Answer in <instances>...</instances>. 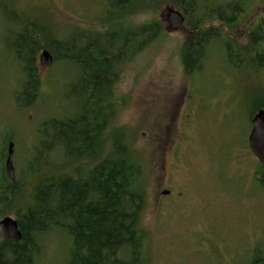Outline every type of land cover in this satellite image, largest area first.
<instances>
[{
  "label": "rangeland",
  "instance_id": "374dc122",
  "mask_svg": "<svg viewBox=\"0 0 264 264\" xmlns=\"http://www.w3.org/2000/svg\"><path fill=\"white\" fill-rule=\"evenodd\" d=\"M198 1L208 8L232 5L240 10L231 22L215 15L199 25L200 30L216 28L218 40L208 45L202 68L188 74L183 52L199 30L178 0H130L121 11L111 12L109 0H0V175L8 138L6 144H15L21 189L4 208L6 215L16 218L39 180L62 172L84 174L93 165L85 159L76 163L75 155L69 162L60 148L38 156L44 123L79 110L78 99L65 94L78 83L81 69L62 54L73 52L71 41L86 44L89 37L96 52L100 47L120 52L97 64L107 66L110 59L114 83L99 150L110 151L114 135L124 134L139 167L145 198L138 264H248L264 253V186L256 177L262 166L250 159L245 142L250 111L264 99V65L249 38V31L264 23V0ZM170 8L185 16L180 29L170 28ZM14 13L46 30L39 39L69 41L64 52L53 53L48 68L40 65L42 49L36 52L39 96L21 107L15 94L24 79L22 64L4 39L15 28ZM144 28H151L147 42L138 44ZM126 38L127 49L121 46ZM227 45L233 48L231 55ZM81 50L75 48L78 54ZM165 189L171 194L161 195ZM70 246L63 229L45 232L36 264H67Z\"/></svg>",
  "mask_w": 264,
  "mask_h": 264
},
{
  "label": "trees",
  "instance_id": "16d2710c",
  "mask_svg": "<svg viewBox=\"0 0 264 264\" xmlns=\"http://www.w3.org/2000/svg\"><path fill=\"white\" fill-rule=\"evenodd\" d=\"M178 1L185 10L191 11L195 29L205 18L215 15L231 22L240 10L232 5L208 8L198 0ZM128 3L130 0H109V11H121ZM4 12L7 15L6 10ZM13 16L10 18L14 19L12 22L15 28L9 29L4 39L22 64L24 79L21 89L15 94V100L21 107L31 105L39 96L41 80L34 63L36 52L40 49H48L52 54L57 50L61 52L69 41L49 37L45 41L39 39L47 32L39 29L37 21L15 13ZM150 30L142 29L140 42L137 32L129 35L136 36L134 39H137L138 44H144ZM198 30L192 34L183 52L188 74L202 68L208 45L218 40L216 28ZM249 38L259 65H264V23L249 31ZM85 39L86 44L71 41L73 52L69 55L63 51L62 54L70 56L68 58L81 69L78 83L70 85L65 94L70 100L78 99L79 110L66 119L55 118L44 123V138L38 148V156H47L51 150L60 148L69 162L74 161L75 155L76 163L81 164V160L85 159L93 165L84 174L62 172L39 180L34 185L29 199L20 204V211L16 214L23 234L22 240L0 241L2 264H36V257L42 248V235L54 228L63 229L71 239L67 264H138L143 255L144 239L139 228V218L144 205L145 189L139 181L137 162L131 158L125 136L121 133L114 135L110 151L102 153L99 150L100 137L107 122L106 108L112 103L114 83L113 75L109 74L110 59L107 66L97 64L107 55L120 52L113 49L104 51L101 47L96 52L92 50L95 40L91 41L89 37ZM42 42L45 44L42 45ZM121 44L127 49L128 39ZM138 44L134 47L138 48ZM227 47L231 55L230 50L233 48L230 45ZM75 48L82 49L80 54L75 52ZM237 56L241 60L239 52ZM260 107H264V99L258 102ZM7 139L2 151L3 158L7 156ZM48 162L50 160L46 164ZM17 183V180L11 182L8 179L2 164L0 219L6 216L4 208L13 204L11 200L21 190H18ZM261 185L264 186V176ZM248 264H264V253L257 254Z\"/></svg>",
  "mask_w": 264,
  "mask_h": 264
},
{
  "label": "water",
  "instance_id": "95a60500",
  "mask_svg": "<svg viewBox=\"0 0 264 264\" xmlns=\"http://www.w3.org/2000/svg\"><path fill=\"white\" fill-rule=\"evenodd\" d=\"M168 20L170 22V28L172 30H177L184 25L185 16L181 11L170 8L168 11ZM39 59L40 65L44 68H48L52 65L54 56L48 49H43ZM250 140L252 151L264 166V108L260 109L255 116L254 129ZM14 149V143L11 142L8 147V156L5 164L7 175L13 182L16 181V172L12 158ZM22 238L23 234L16 218L5 216L0 219V241L3 239H10L14 242H20ZM0 264H2L1 255Z\"/></svg>",
  "mask_w": 264,
  "mask_h": 264
},
{
  "label": "flooded vegetation",
  "instance_id": "af4514ba",
  "mask_svg": "<svg viewBox=\"0 0 264 264\" xmlns=\"http://www.w3.org/2000/svg\"><path fill=\"white\" fill-rule=\"evenodd\" d=\"M42 1L48 2L50 0H42ZM260 108H264V107H260ZM260 108L250 111V114L248 116V129H247V137H246L245 142H246L247 147H248L247 153H248V156L250 157V159L253 160V161L256 160L262 166V169L258 171L259 175L258 176L256 175L258 183L261 184V179L264 176V166L260 162L258 157L252 151L251 140H250L252 132H253V129H254V119H255L256 114L260 111ZM14 166H15V164H14ZM15 169H16V166H15ZM251 175H252V179L251 180L253 182V172H252ZM16 177H17V171H16ZM170 194H171V190H169V189H165V190H163L161 192V195H170Z\"/></svg>",
  "mask_w": 264,
  "mask_h": 264
},
{
  "label": "bare ground",
  "instance_id": "6f19581e",
  "mask_svg": "<svg viewBox=\"0 0 264 264\" xmlns=\"http://www.w3.org/2000/svg\"><path fill=\"white\" fill-rule=\"evenodd\" d=\"M39 58V57H38ZM262 109V108H261ZM11 142H13V141H10V142H8V144H7V150H6V152H7V156H8V147H9V144L11 143ZM14 143V142H13ZM14 146H15V144H14ZM14 152H15V149H14ZM13 155H14V153H13ZM7 156L5 157V159H4V164H6V159H7ZM12 158H13V156H12ZM14 163V162H13ZM15 167V166H14ZM5 172H6V168H5ZM15 172H16V169H15ZM6 175H7V172H6ZM8 176V175H7ZM9 178V177H8ZM9 180L11 181V179L9 178ZM11 182H13V181H11ZM16 182V181H15ZM6 216H9V215H6ZM3 218V217H2Z\"/></svg>",
  "mask_w": 264,
  "mask_h": 264
}]
</instances>
